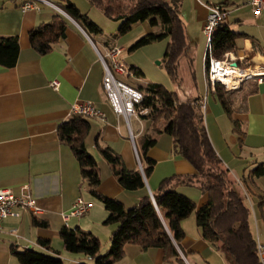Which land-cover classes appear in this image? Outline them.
<instances>
[{
	"label": "crops",
	"instance_id": "obj_1",
	"mask_svg": "<svg viewBox=\"0 0 264 264\" xmlns=\"http://www.w3.org/2000/svg\"><path fill=\"white\" fill-rule=\"evenodd\" d=\"M21 3L22 0H0V36H16L19 45L15 66L5 68L0 65V188L17 192L21 185L27 184L42 211L38 215L21 211L19 216L3 220L0 264H20L11 252L12 247L19 250L34 248L49 254L57 252L61 264L80 261L93 264L82 253L66 251L59 237L63 226H78L91 232L99 239L100 247L106 248L114 229L113 225L103 223L106 209L89 193L75 156L59 138L58 125L71 116L72 103L91 100L104 114L103 119L86 117L89 130L84 138L86 150L98 163L101 180L97 191L100 194L131 207L144 195H152L163 178L192 174L194 168L174 151L171 136L162 133L147 151L154 165L144 177V186L124 189L99 150L109 146L125 168L138 169L127 126L115 114L102 87L103 66L97 55V50L104 53L120 46L118 36L100 34L90 37L65 16L64 37L50 51L40 54L31 47L29 32L61 11L43 3H39L38 9L22 10ZM211 3L220 4L227 10L225 22L232 31L247 34L237 39L238 50L233 52L242 56L241 67L250 71L264 69V10L255 18L246 0H180L179 14L194 51L196 86L182 66L184 78L178 84H183L185 79L186 87L174 89L181 99L199 97V102L204 100L203 121L209 140L227 169L229 179L237 184L244 198L255 242L264 244V173L250 175L258 164H264V76L260 81L257 77L242 81L232 96L229 117L205 78L206 43L201 29L208 14L207 5ZM124 52L119 54L123 60ZM127 65L132 71L136 70L134 65ZM124 76L127 79H123ZM129 76L120 75L119 78L137 87ZM54 79L59 81L56 90L49 86ZM234 121L240 124V138L234 130ZM130 125L142 158L138 136L149 122L132 118ZM142 165L145 166L143 160ZM176 189L197 206L207 201V195L196 186L177 184ZM78 196L91 202V207L81 217L63 221L61 213L69 210ZM34 217L47 225L33 224ZM181 226L185 234L177 246L180 259L171 257L162 248L142 250L137 245L126 244L122 257L114 264H232L221 248L202 237L194 213L184 219ZM39 239L49 240L50 247L40 245Z\"/></svg>",
	"mask_w": 264,
	"mask_h": 264
},
{
	"label": "trees",
	"instance_id": "obj_2",
	"mask_svg": "<svg viewBox=\"0 0 264 264\" xmlns=\"http://www.w3.org/2000/svg\"><path fill=\"white\" fill-rule=\"evenodd\" d=\"M50 1L90 37L101 34V27L70 0ZM87 1L98 7L108 18L119 21L118 30L139 21H148L151 26L158 25L161 31L168 34L163 65L170 81L177 85L183 80L184 76L180 70L184 66L196 86L194 51L187 39L186 25L179 14L180 0ZM66 25L65 15L57 12L49 21L42 22L30 30L31 47L40 54L50 51L54 44L64 37ZM246 36L245 33L232 31L225 21L222 22L212 35L211 51L206 53L205 62L208 61L209 55L222 59L226 52H237V39ZM144 42L145 36H142L131 44L127 51L135 50ZM18 52L16 36H0V65L5 68L14 67ZM241 83L237 88L229 90H223L221 84L215 87L214 92L229 117L232 111L231 97ZM136 88L143 95L136 105L137 109L143 107L151 109L148 115L143 116V119L148 120L149 126L138 136L142 150L141 159L145 163L143 172L141 173L139 169L125 168L118 154L109 146L99 148L101 155L111 165L112 173L119 184L127 190L144 186V177L148 176L154 165V161L147 156V151L162 133L171 136L174 151L191 164L194 172L163 178L152 194L155 205L150 195H144L137 204L126 208L118 199L107 197L97 191L101 180L98 163L86 150L84 143L89 122L86 117L79 114L70 116L58 125L59 138L69 146L75 156L81 178L88 186L89 193L106 209L107 216L103 223L113 225L114 229L111 232L108 249L101 253L100 241L91 232L78 226H63L59 230V237L64 249L70 253L84 254L93 264H114L122 257L126 244L137 245L142 250L149 247L162 248L171 257L180 259L177 246L185 234L181 222L194 213L202 237L213 246L221 248L231 258L232 264H260L256 242L250 230L249 210L209 140L200 98L181 99L175 89L158 82H147ZM233 124L240 138L242 135L240 124L237 121ZM262 173L264 164L260 163L251 170L250 175L252 177ZM177 184L198 187L207 195V201L197 206L191 198L177 191ZM32 222L35 225H47L45 221L35 217ZM38 241L40 245L50 247L49 240ZM11 252L20 264L62 263L57 252L49 254L34 248L19 250L14 247ZM74 264L88 263L80 261Z\"/></svg>",
	"mask_w": 264,
	"mask_h": 264
},
{
	"label": "built area",
	"instance_id": "obj_3",
	"mask_svg": "<svg viewBox=\"0 0 264 264\" xmlns=\"http://www.w3.org/2000/svg\"><path fill=\"white\" fill-rule=\"evenodd\" d=\"M39 3L51 5L67 16L57 5L50 0H22L20 5L22 10L38 9ZM255 18H258L264 10V0H246ZM208 14L202 26V34L205 38L206 53L211 51L212 35L217 27L227 19L228 12L220 4L211 3L207 5ZM123 51L121 47H113L100 53L97 50V55L103 66L102 87L107 95L108 101L113 108L118 118L122 119L128 129V137L133 145L135 159L138 169L143 172V165L139 150L136 146L135 135L132 133L130 121L136 118L139 121L143 120V116L151 112L149 107L137 109V104L141 101L143 95L140 90L133 87L119 78L120 75H133L130 67L119 57ZM243 58L236 56L233 52H226L222 59L215 58L209 55L208 61L205 62V78L209 89L214 91L217 84H221L227 90L237 88L238 86L229 87L220 80V75L223 73L224 66L231 65L233 69L245 70L240 63ZM236 63V65L233 64ZM250 71V70H249ZM261 73L259 75L250 74L242 78L240 83L252 77H257L261 80L264 76V70H251V73ZM49 86L53 89H58L59 81L54 79L49 82ZM203 106L204 100H200ZM71 116L79 114L84 117H93L103 119L104 114L100 111L91 100L77 101L70 106ZM151 201L155 205V201L150 194ZM91 207V202L83 199L81 196L76 197L69 210L62 212L63 221H67L70 217H81ZM21 211L30 212L32 215H38L42 210L37 205L34 197L29 192V186L23 184L17 192L11 188H0V229L2 222L7 217H17ZM256 253L260 264H264V244L256 241Z\"/></svg>",
	"mask_w": 264,
	"mask_h": 264
},
{
	"label": "rangeland",
	"instance_id": "obj_4",
	"mask_svg": "<svg viewBox=\"0 0 264 264\" xmlns=\"http://www.w3.org/2000/svg\"><path fill=\"white\" fill-rule=\"evenodd\" d=\"M71 1L73 2V0ZM75 1L76 2L73 3L82 12L87 13L90 19L96 22L101 27L102 29L101 35H105L106 37H110L113 34L118 35L117 43L120 45L118 47H121L123 49L122 52L125 51L123 54L124 62L129 65L131 64L135 66L136 72L133 73V75L129 76V79L135 85H143L147 82H158L164 84L170 89H174V88L184 89L186 87L185 82L187 81H185V79L183 81V84L176 85L175 83H172L170 81L167 75L162 60H163L164 49L168 42V34L164 31H161L158 25L151 26L148 21H145L144 23L145 25L143 26L142 22L139 21L131 24L127 28L118 30L119 21H115L114 19L108 18L103 14V12L98 7L91 5L87 0H75ZM142 36H145L144 44L137 47L133 51H127L130 45L133 44L137 39H139ZM180 73L181 74L183 73L182 68L180 70ZM123 79H127V77L124 76ZM223 90H227V89L223 87ZM235 185L237 184L235 183ZM109 245H110V241L106 248H103L104 246L101 245L100 248L102 250L100 252L106 251ZM70 254H74V253H70Z\"/></svg>",
	"mask_w": 264,
	"mask_h": 264
},
{
	"label": "bare ground",
	"instance_id": "obj_5",
	"mask_svg": "<svg viewBox=\"0 0 264 264\" xmlns=\"http://www.w3.org/2000/svg\"><path fill=\"white\" fill-rule=\"evenodd\" d=\"M250 74L259 75L261 73H251L249 70L233 69L231 65L227 64L223 68V73L220 75V80L229 87L238 86L241 79Z\"/></svg>",
	"mask_w": 264,
	"mask_h": 264
},
{
	"label": "water",
	"instance_id": "obj_6",
	"mask_svg": "<svg viewBox=\"0 0 264 264\" xmlns=\"http://www.w3.org/2000/svg\"><path fill=\"white\" fill-rule=\"evenodd\" d=\"M68 18H69V17H68ZM233 64H234V65H236V63H235V62H233ZM151 196H152V195H151Z\"/></svg>",
	"mask_w": 264,
	"mask_h": 264
}]
</instances>
